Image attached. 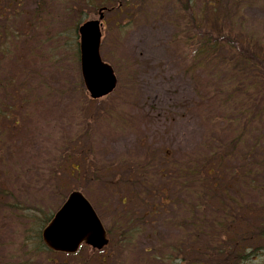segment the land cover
Here are the masks:
<instances>
[{"label": "trees", "instance_id": "16d2710c", "mask_svg": "<svg viewBox=\"0 0 264 264\" xmlns=\"http://www.w3.org/2000/svg\"><path fill=\"white\" fill-rule=\"evenodd\" d=\"M186 1L191 34L184 39L175 35L174 40L193 54L187 70L199 73L194 77L208 126L205 137L189 151L146 147L106 166L92 148L89 153L96 160H87L89 168L111 179L116 196L114 208L99 212L110 216L108 228L117 245L130 251L144 242V264H264V29L258 33L253 26L252 32L240 7L235 13L216 8L211 17L196 19L193 0ZM204 1L213 7L223 4ZM22 3L0 0V221L6 200H21L14 193L20 179L7 177L5 151L14 138L32 143L23 125L33 120L32 109L41 100L33 93L45 91L47 99L75 89L67 82L72 80L70 68L60 67L64 59L70 67L75 62L76 77L80 73L81 22L73 30L76 44L70 49L66 28L56 36H30L22 29L24 20H32L26 25L35 29L50 19L42 9L25 18ZM182 10L176 15L179 30ZM78 86L86 94L81 79ZM33 125L32 132L38 128L34 120ZM72 157L73 163L85 165L77 151ZM16 162L22 164L19 158ZM75 171L81 167L74 166ZM17 200L8 204L12 210H20ZM94 205L99 206L97 201ZM27 212V220H33L35 214Z\"/></svg>", "mask_w": 264, "mask_h": 264}, {"label": "rangeland", "instance_id": "374dc122", "mask_svg": "<svg viewBox=\"0 0 264 264\" xmlns=\"http://www.w3.org/2000/svg\"><path fill=\"white\" fill-rule=\"evenodd\" d=\"M119 1L125 4L121 11L116 7ZM97 2L110 8L116 7L106 14L101 55L117 73V88L105 99H91L78 86L82 78L81 70L78 72L79 78L76 77L77 71L72 68L75 62L70 67L64 59L60 67L70 68L68 71L72 80H66L75 85V89L71 87L68 94L62 97V94L53 97L54 93L50 100L45 99V91L33 93L36 98H41L38 107L32 109L31 116L35 128H38L30 131L29 128L34 126L30 118L23 125V129L29 131L32 143L25 144L20 138H14L5 151L4 163L8 165L5 167L10 177L24 168L23 164L15 162V157L18 158L23 152L31 168L19 178L25 181L23 188L21 182L19 187L27 200H24L23 194L18 195L23 199L21 203L25 208L20 206V210L1 212V217L5 218L0 225V264H144L141 258L144 242L130 252L114 244L100 251L83 247L76 256L46 251L39 256L36 253L39 247L36 232L41 225V216L55 212L63 197L74 189L86 192L97 201L101 207L96 205L98 212L102 208H114L116 196L109 187L111 179L90 174L93 169L90 170L87 160H96V156L89 153L92 148L106 166L113 159L133 151H142L146 147L157 151L169 148L176 154L189 151L205 137L208 126L199 109L201 93L194 77L199 73L187 70L193 54L183 42L174 40L175 35L181 34L184 39L191 34L187 24L189 14L186 11L183 13L185 26L179 30L175 25L177 6L172 0ZM192 2L196 19L198 16V19L211 17L216 8H228L235 13L240 7L241 15L247 18L248 28L252 32L253 26L258 33L264 29L261 24L264 20V0H223V4L221 2L220 6L217 2L216 7L204 0ZM149 5L152 8L148 10ZM22 6L25 18L38 9H42V15L46 11L50 15L46 24H36L35 29H28L26 25V21L29 23L32 20H24L22 29L30 36L34 32L41 36L44 33L56 36L62 32L60 29L66 28L70 49L76 44L73 36L75 26L87 20L90 13L96 15V7L86 0H23ZM82 16L87 19H82ZM58 46L61 47L60 44ZM64 86L58 85L57 88ZM41 120L52 122L54 126L58 123V127L42 126ZM74 151L81 155L85 165H80L82 169L79 173L72 174ZM87 169L89 179L86 178ZM38 206L44 213L31 221L27 220L25 212L34 215L41 211ZM99 214L106 227L109 226L110 216ZM146 264L149 262L146 261Z\"/></svg>", "mask_w": 264, "mask_h": 264}, {"label": "water", "instance_id": "95a60500", "mask_svg": "<svg viewBox=\"0 0 264 264\" xmlns=\"http://www.w3.org/2000/svg\"><path fill=\"white\" fill-rule=\"evenodd\" d=\"M103 15H101V18ZM80 31L81 72L84 85L92 98L111 93L117 86L113 68L103 62L100 55L101 24L90 20ZM43 239L52 249L76 252L83 242L96 248L108 243L107 231L88 200L80 192H72L44 229Z\"/></svg>", "mask_w": 264, "mask_h": 264}, {"label": "flooded vegetation", "instance_id": "af4514ba", "mask_svg": "<svg viewBox=\"0 0 264 264\" xmlns=\"http://www.w3.org/2000/svg\"><path fill=\"white\" fill-rule=\"evenodd\" d=\"M122 5H123V2L122 1H119V9H121L122 8ZM136 5V4H135ZM99 10L100 9H98V13H99ZM106 16V15H105ZM105 22H106V18L104 19V26H105Z\"/></svg>", "mask_w": 264, "mask_h": 264}]
</instances>
